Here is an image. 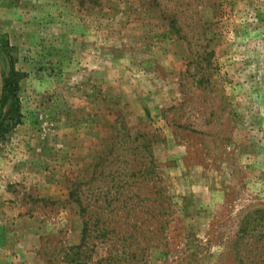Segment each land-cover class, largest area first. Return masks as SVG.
Segmentation results:
<instances>
[{
	"label": "rangeland",
	"instance_id": "1",
	"mask_svg": "<svg viewBox=\"0 0 264 264\" xmlns=\"http://www.w3.org/2000/svg\"><path fill=\"white\" fill-rule=\"evenodd\" d=\"M9 54L0 264H264V0H0Z\"/></svg>",
	"mask_w": 264,
	"mask_h": 264
},
{
	"label": "trees",
	"instance_id": "2",
	"mask_svg": "<svg viewBox=\"0 0 264 264\" xmlns=\"http://www.w3.org/2000/svg\"><path fill=\"white\" fill-rule=\"evenodd\" d=\"M10 69L9 72L4 77L2 96L0 101V142L5 138L6 134L15 128L18 124L22 122L23 114L21 112L20 103V82L24 77V73L17 70L14 63V58L9 54ZM10 105V114L4 117V108ZM142 208V204H139ZM87 206L84 207L86 209ZM263 209V208H262ZM258 209L262 212V216L259 219L261 225L262 233L264 235V209ZM250 218V217H249ZM108 220L101 221L100 230H107L109 225ZM243 233L248 232V225L243 224L241 228ZM88 230V221L86 222L85 231ZM264 249V248H263Z\"/></svg>",
	"mask_w": 264,
	"mask_h": 264
}]
</instances>
